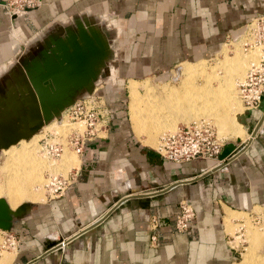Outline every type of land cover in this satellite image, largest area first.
I'll use <instances>...</instances> for the list:
<instances>
[{
  "label": "crops",
  "instance_id": "crops-1",
  "mask_svg": "<svg viewBox=\"0 0 264 264\" xmlns=\"http://www.w3.org/2000/svg\"><path fill=\"white\" fill-rule=\"evenodd\" d=\"M4 2L1 150H6L3 142L33 122L36 93L27 94L34 85L47 80L53 87L69 86L72 81L90 84L94 94L106 79L115 87L111 70L120 53L122 69L163 77L173 66L219 50L222 39L264 13V0H37L13 15ZM86 52H104L109 64L100 74V61L92 58L93 63L78 65L77 81L70 79L66 58L76 62ZM50 71H58L56 79L64 83L54 84ZM146 80L153 81L128 77V94L130 83ZM107 106L113 114L106 131L86 139L79 154L64 150L53 162L63 173L71 168L65 189L45 199L27 193L30 198L10 228L0 229L12 239L11 247H0V264H238L229 237L240 221L246 230L249 215L264 205V96L241 113L242 135L225 138L215 156L178 162L149 144L147 134L135 130L131 115L130 126L120 108ZM181 198L189 201L194 215L186 230L177 231L173 218ZM60 239L65 240L62 248Z\"/></svg>",
  "mask_w": 264,
  "mask_h": 264
},
{
  "label": "rangeland",
  "instance_id": "rangeland-1",
  "mask_svg": "<svg viewBox=\"0 0 264 264\" xmlns=\"http://www.w3.org/2000/svg\"><path fill=\"white\" fill-rule=\"evenodd\" d=\"M233 37L234 35H230L222 39L224 41L221 43L219 50H218L219 46H217L216 50L211 55H208L206 57L191 59L190 62L192 63L184 64L183 67L181 66V64L177 66H173L169 74L163 77L161 75H156V74L154 75L150 72H140L136 70L130 71L128 69H122L121 64L123 62L121 59L122 55L120 53L119 54L120 56H118L115 59L116 60L115 64L117 67L116 68L113 67V70H111L112 72L111 74L116 80L115 87L111 86L109 83L107 85L105 81L107 82L108 80L105 79V81L101 82V86L95 90L94 94L103 96L105 102L108 105L117 106L118 108H120V110H122L124 115L127 116L128 124L131 126L129 120V115H131L130 102L132 100L131 89L135 87L137 92L136 96L138 99V106L142 112V119L140 120V126L144 128L147 127V129L142 131L138 130V128L134 126L132 120L131 122L138 133L145 132V134H147L145 135V137L148 136V143L153 146H156L159 135L165 132L173 131L180 124H186L190 121H197L199 119L208 120L210 123H212L218 137L230 138L229 135L232 134L233 135L232 137H234V135L238 133L241 136L243 123L239 124V129L236 130V133L235 131L234 132L228 131L227 128L219 124L221 123V116L219 115L220 118L216 116L218 112L215 111L214 108L213 109L211 108L213 102L211 103V101L209 102L206 99L204 101L205 103L203 102L201 105L198 104L197 107L198 110H196L194 108L193 102L186 100L187 97L189 98L194 97V91L200 90V88H203L205 84L204 76L202 75L190 76L189 71H192L194 69L204 68L206 69V71L212 72L216 78H223L224 76L226 77V75H228L227 81L229 80L232 83L231 88L234 91L236 103L238 105L240 113H242V105L240 103L237 94L236 84L237 81L240 80L244 75V72L247 68L249 61L247 60L243 61L244 64L242 63L243 66L241 65L242 66L241 68H243L244 70L240 73V76H238L237 78L233 74L234 71H229L228 67L232 64L234 60H236V58H238L239 53L241 56L242 54L245 55L248 52L243 50L240 44V40H235L237 38H233ZM116 42L117 44L119 43L118 38L115 41V43ZM223 44L224 46L220 51ZM76 58L77 61L72 63V68H71L72 70L67 71L69 73L70 79L72 78L75 81L78 80L77 76L80 73V71L77 70V67L79 68L78 65L82 63H84V65H86V63H93L92 58H94V60L100 61L99 64L100 67L98 70L99 73L102 69L105 68V65H107L109 61L108 56L104 54V52H102L101 54H95V56L92 55L90 56L86 52L81 56L78 55ZM200 59H205V60L197 61ZM82 72L83 71L81 70V73ZM128 77H133L136 80H142L150 77L152 78L153 81L146 80V81L130 83L129 94H128L127 87L125 85L126 79ZM223 79L220 80L221 81L220 84L218 82H214L213 84H211V86L214 89L217 87L219 88L221 86H224ZM159 81H162L163 83ZM164 82H168V83H164ZM73 84H75V82H73ZM73 84L72 82H70L69 85L70 87L67 88L68 92L66 93L67 94L66 98L71 96L72 92L70 88ZM56 87L58 88L59 86ZM176 88L177 89L180 88L183 90L182 92H184V95H182L181 98L179 99L173 97L168 98L167 96H165L167 92ZM64 90L66 89L63 88V91ZM209 98L211 100L210 95ZM157 104H159L158 107L159 112H157L158 110L157 111L155 110ZM209 106H210V110L208 109L207 112L203 113L202 108ZM146 107L149 110H147ZM39 116H41V114H39ZM35 120H38V117H35ZM51 120L53 121L50 124H46V127L44 129L39 128V131H37V133L32 136L28 135L27 137H22L19 139V136H25L29 133V131L27 130L22 134H17L16 136H14V138H12L9 141L3 142L2 144L3 146L8 143H12V144L5 147L6 150L0 149V184H1L0 186H6L5 184H7V176L13 173L21 178L27 179L26 180L27 183L25 184L24 190L22 191V194H20V196L30 193L31 195H33L32 199H39L40 198L39 196L43 194L45 199L47 196H46L45 186L43 184L46 180L45 177L46 174L59 172L65 175L68 171H71V170H67L66 172L63 173L53 168L54 166L53 164L57 161V159L55 160L41 153L40 138L45 134L47 130H51L53 132L59 131L65 133L68 132L71 128L77 126H79V128L82 129L83 125L73 122H68L64 119H59V118H52ZM45 121L43 120L42 122ZM163 127H167L170 129H166V131H163ZM64 150L72 152V149L68 146ZM0 196H3L6 201L8 200V202L12 204V199L7 193L3 192L0 194ZM27 201L28 200L26 199H22L18 204ZM255 212L260 215L262 221L259 224H254L251 221L252 216H249V218H247L245 225L246 243L243 242L240 245L239 248L240 254H238L236 259V261L240 262V263L238 262V264H248L246 263V260L244 261L246 252H249V257L251 260L249 264H264V248L261 249L258 247L259 246L258 244L262 240L264 241V212L262 211V208L256 209ZM242 223L245 222L240 221L239 224L238 223L236 224L240 225ZM8 246L11 247L10 245H8L7 241L5 242V236L0 232V247L7 248ZM253 258H255L256 262L254 261Z\"/></svg>",
  "mask_w": 264,
  "mask_h": 264
},
{
  "label": "built area",
  "instance_id": "built-area-1",
  "mask_svg": "<svg viewBox=\"0 0 264 264\" xmlns=\"http://www.w3.org/2000/svg\"><path fill=\"white\" fill-rule=\"evenodd\" d=\"M36 1L5 0L4 4L8 10L18 13L32 6ZM234 37H240L243 50L253 51V56L244 75L236 84L243 112L258 106L264 96V13L257 14L244 21ZM112 114L113 109L107 106L101 95L91 93L86 97L75 99L62 110L59 119L68 122H81L83 128L73 127L65 133L47 130L40 138L41 148L47 155L52 157H57L65 146L70 147L79 154L86 139L96 137L100 132L106 131ZM224 139V137L217 136L212 123L208 120L199 119L180 124L173 131L159 135L155 148L164 157L178 162L194 157H213L224 144ZM71 174V171H68L65 175L47 173L44 182L46 196L53 197L60 194L71 181ZM261 207L264 212V205ZM193 215L194 212L189 201L186 198H181L178 202V210L173 218L175 230H186ZM249 216H252L251 221L254 224H259L262 221V218L256 212H252ZM234 234L239 235L240 239L238 237L234 241V235H231L229 241L231 246L235 247L238 254H240V245L243 242L246 243L243 238V226L238 225ZM5 239L7 242L12 240L10 235H6ZM64 243L65 240L60 239L58 246L62 248Z\"/></svg>",
  "mask_w": 264,
  "mask_h": 264
},
{
  "label": "bare ground",
  "instance_id": "bare-ground-1",
  "mask_svg": "<svg viewBox=\"0 0 264 264\" xmlns=\"http://www.w3.org/2000/svg\"><path fill=\"white\" fill-rule=\"evenodd\" d=\"M237 40H240V38H238ZM77 42H80L79 39H77ZM102 51H104V50H102ZM252 52L253 51L248 52L245 55L242 54L241 56H240V53H239L238 58H236V60H234L232 62V64L228 67L229 68V71H234L233 74L236 76V78L238 76H240V73L244 70L243 68H241L243 66L242 65L243 61H246V60L247 61H250V59L252 58V56H253L252 55ZM189 74H190V76H198V75L204 76L205 77V84H204L203 88H200V90L194 91V97H191V98L187 97L186 100L193 102L194 108L196 110H198V108H197L198 107V104L201 105L206 99L209 102L211 101V103L213 102V104L211 105V108L212 109L214 108L215 111L218 112L217 113L218 115L216 114V116H218V117H219V115L221 116V123H219V124L221 126L227 128L228 131H231V132H234L235 131V133H236V130L239 129V124L242 123V121L240 119L241 113H240V110H239L238 105L236 103V98H235V95H234V91L231 88L232 83L229 80L227 81L228 75H226V77L224 76L223 77L224 79L223 78H216L215 75L212 72L206 71V69H204V68L194 69L192 71H189ZM222 79L224 80V86H221L219 88L217 87L218 89L217 88L214 89L211 86V84H213L214 82H218L220 84V82H221L220 80H222ZM68 87H70V86H64V89H66V90H64L63 93L66 94L68 92V90H67ZM131 91H132V93H131L132 100L130 102L131 103V106H130L131 120H132L134 126L136 128H138V130H141V131L142 130H146L147 127L144 128V127L140 126V120L142 119V112H141V109L138 106V99H137V96H136L137 95L136 88L133 87L131 89ZM182 91H183L182 89H180V88L177 89L176 88V89H173V90L167 92L165 96H167L168 98L173 97V98H178L179 99V98L182 97V95H184V92H182ZM209 95L211 97V100L209 98ZM70 99H71V96H69L68 98H65V100L62 103H59L58 102V99H57L56 100V103L53 104V105H57L58 104V106H60L65 101H69ZM158 107H159V104H157L156 107H155V110L156 111L158 110L157 112H159ZM146 109L149 110L147 107H146ZM208 109L210 110V106L209 107L202 108V112L203 113L204 112H207ZM57 113H59L60 114V117H61L62 110L60 109ZM38 116L39 115L35 114L32 123H34V122L37 121V120H35V117H38ZM52 118H58V116H55V117H52ZM49 120L50 119H48L47 121H49ZM47 121H45V122H47ZM45 122H41L39 124V126H38L37 129L33 130L32 132L29 131V133L27 135H25V136H19V139L22 138V137H26V136L30 135L31 133L37 131L42 126V124H44ZM73 123H77V124L83 125L81 122H78V121L77 122H73ZM76 128L80 129L79 126H77ZM166 129H170V128L163 127V131H166ZM25 131H27V129L26 130H22L19 134H22ZM54 132L64 133V132H59V131H54ZM10 144H12V143H8V144L4 145V147L9 146ZM65 148H67V147L66 146L63 147L62 151L60 152V154L57 157H52L50 155H47L45 153V151L43 150V148H41V147H40V151H41V153L47 155L48 157L53 158V159L56 160V159L60 158V156L62 155V153H63V151H64ZM72 151L75 152L74 150H72ZM26 183L27 182H26V180L24 178H21V177L17 176L16 174L11 173V174H9L7 176V184H5L6 186H0V194L3 193V192L4 193H7L10 196V198L12 199V205L13 206H16V205H18V203L22 199L30 198V196L28 194H25V195H21L20 196V194H22V191L24 190V186H25ZM2 185H4V184H2ZM19 198H21V199H19ZM234 237H235V240L234 241H236L238 239V237L240 239V236L239 235H237V236L234 235ZM243 238L246 241V235H245V228L244 227H243ZM11 243L12 242L9 241L8 242V245L12 246ZM253 259L256 262L255 258H253ZM245 260H246V263H248V264L251 262L250 257H249V252H246L245 253L244 261ZM254 261H252V262H254Z\"/></svg>",
  "mask_w": 264,
  "mask_h": 264
},
{
  "label": "water",
  "instance_id": "water-1",
  "mask_svg": "<svg viewBox=\"0 0 264 264\" xmlns=\"http://www.w3.org/2000/svg\"><path fill=\"white\" fill-rule=\"evenodd\" d=\"M12 15L15 12H11ZM79 35V32H77ZM72 45L77 48L79 46V42H72ZM66 62L69 64L73 63L72 57H68L66 58ZM104 71L103 69L99 72L100 74H102ZM49 73H51V77H52V82L54 84L60 85L62 83H64V79L63 80H58L57 78V73H59L58 71H54V74L52 71H50ZM48 73V74H49ZM45 79V78H44ZM43 84H38V85H34L33 86V92H28L27 96L29 97L30 95H32L33 93H36V101L32 99L33 104L35 106V110L37 115L41 114V116H38V120L34 123H31L30 125L27 126V130L32 132L33 130L37 129L39 124L44 120H48L51 119L53 116H60L59 113H57L60 109L63 110L66 106H68L70 103L73 102V100L77 99V98H82V97H86L91 93V89L92 86L89 85H85L82 87V85H72L70 90H71V99L69 101H65L63 104H61L60 106L57 105H52L54 103H56V100L66 96L65 93H63L64 95H56V91H61L63 92V88L64 86H59L58 88L56 86H50L48 85V81H42ZM84 90L85 93L84 94H77L76 91L79 90ZM55 92V93H54ZM51 98V99H50ZM57 106V107H56ZM52 108V109H51ZM54 112H53V111ZM58 110V111H57ZM241 119V116H240ZM242 121V119H241ZM225 146V142L224 144L221 146L224 147ZM220 148V149H221ZM24 202L20 203L18 205H16L15 207L11 208L9 207V205L7 204L5 198L3 196H0V229L3 230H7L10 228L11 225V220L14 216H16L17 214H19L22 211Z\"/></svg>",
  "mask_w": 264,
  "mask_h": 264
}]
</instances>
